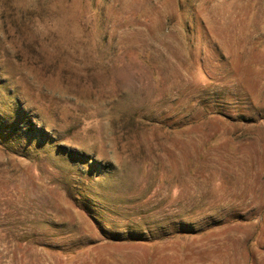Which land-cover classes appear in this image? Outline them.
Here are the masks:
<instances>
[{
	"label": "rangeland",
	"instance_id": "374dc122",
	"mask_svg": "<svg viewBox=\"0 0 264 264\" xmlns=\"http://www.w3.org/2000/svg\"><path fill=\"white\" fill-rule=\"evenodd\" d=\"M0 264H264V0H0Z\"/></svg>",
	"mask_w": 264,
	"mask_h": 264
}]
</instances>
